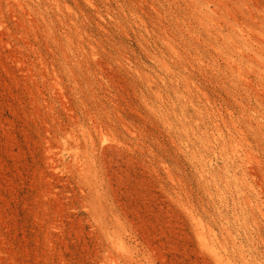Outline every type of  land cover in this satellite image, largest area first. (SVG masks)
<instances>
[{
	"label": "rangeland",
	"instance_id": "1",
	"mask_svg": "<svg viewBox=\"0 0 264 264\" xmlns=\"http://www.w3.org/2000/svg\"><path fill=\"white\" fill-rule=\"evenodd\" d=\"M60 1L76 17L70 43L66 19L47 0L22 8L0 0V264H216L188 210L219 242L228 227L264 264V220L237 224L219 205L243 189L220 178L234 166L221 139H197L211 127L206 97L230 110L256 155L246 165L248 194L264 201V0H227L230 14L217 10L210 21L261 34L243 47L250 83L224 79L230 72L181 0ZM162 33L184 58L206 64L160 66L155 57L176 60ZM201 167L216 170L223 196Z\"/></svg>",
	"mask_w": 264,
	"mask_h": 264
},
{
	"label": "bare ground",
	"instance_id": "2",
	"mask_svg": "<svg viewBox=\"0 0 264 264\" xmlns=\"http://www.w3.org/2000/svg\"><path fill=\"white\" fill-rule=\"evenodd\" d=\"M8 1H12L19 8H22L24 6V2H26V0H8ZM83 1H85L89 4H93L92 0H83ZM175 1H177V0H175ZM181 1L184 2V4H185L184 6H186V8H187V9H185L186 12L184 14H192L194 16L196 22H199V24H201L203 26V29L206 32L205 34H207V36H208V44H209L208 46L214 51V53L216 54V57L218 56L223 60L224 65H225L224 67H226V69L230 72V76H227L224 79L234 81V82L235 81H243L245 83H250L251 79H250V76L248 75V73L246 72V70H251L252 65L250 63L246 64L244 62V60H245L244 59V52L245 51L243 50V47H245L244 45L249 46L248 42H252L251 44H254L255 40L252 41L253 37H251L253 32L255 34H259V35H261V34L255 30H253V29L251 30V28H248V26H246V28H245V27H242V25H237L236 20H235V23L234 22L231 23V22H228L226 20V22H228L226 29L223 28L222 26L220 27V25H218V23L213 24V23H215V21L213 20V17H215L217 10H219L221 12L223 11V13H225V14L226 13L230 14L231 11H230L229 7L231 5L228 6L227 0H181ZM47 2L50 6H52V8L56 12V14L59 15V17L63 16V18L66 19V23H64L62 26V29H63L62 34L65 35L66 39H68V41L70 43L71 42V34L70 33L72 32V29L76 26V21H75L76 17H75V14L73 12L72 6L69 5L68 3H64L60 0H47ZM211 3L215 4V6L218 9L213 7L214 9L211 10L210 5H209ZM232 13H231V15H233ZM39 14H41V12ZM225 14H223V15H225ZM241 15H242V13H241ZM100 19H102V17ZM133 19L137 25L142 26V28H146V26L144 25V20L136 12H134V14H133ZM218 19H219V17H218ZM212 20H213V23H211ZM222 20L224 23L225 20L224 19H222ZM219 22H220V20H219ZM183 23H186V20ZM184 26H185V24H184ZM167 32H168V30H167ZM167 32H165V33H167ZM165 33H162V36L160 37L162 47H164V49H166L170 53V55L175 57L176 60L166 59L163 56H161V57H155L154 61L156 63L160 64V66L163 65L166 67H168L169 65H172L173 63H177V62H179L181 65H184L185 67H186V65H190L191 63L198 64L199 66H202L204 63L206 64V61L203 59L204 57L202 58L200 56H197L192 60V62H191V60L189 61L188 59L184 58L181 51H179L180 48L176 45L175 41L168 36L169 35L168 33H167L168 35H166ZM187 35H189V34H187ZM191 35H193V39H194L195 37H194L193 32L191 33ZM196 37H198V36H196ZM85 39H86V37H85ZM255 43L259 44L258 42H255ZM67 44L68 43H66V45ZM81 47H83V46H81ZM259 55H260V53H259ZM254 59L256 60L255 57H254ZM257 59H259V58H257ZM208 64H207V66H208ZM168 70H169V68H168ZM165 75H167V74H165ZM168 80H170V79H168ZM169 82H171V80ZM188 87L186 86L185 88L188 89ZM205 99H206V103H207L205 106V113L210 118L211 127L210 128H209V126L204 127V129H205L204 134H199L197 136V139L201 140L202 138H200V137H203V135L204 136L206 135L205 138L213 137L212 139H214L215 137H218L221 139V142H218L219 139L218 140H217V138L215 139L216 145H218V146L220 145L223 153H225L227 155L226 161L228 163L232 162L234 164V166L232 167V169L230 171L227 170L228 167L226 166V164L223 166V168L225 170L224 176L223 177L220 176V178L226 179L224 182V184H225L224 187L226 188V186L229 185L227 179L230 177L231 178L233 177L234 179H237L239 181L242 180V187H243L242 190H238L235 193H233L230 199H228L227 197H222L219 200L220 201L219 205L221 206L222 209L225 208L226 211H228L227 214L229 212H232V215L234 216V221L237 224L240 223L241 218L243 219V221L248 220L247 218H249V217H250V219H252V221H257V218H261L262 220H264V201L260 202L257 199H252L249 196L248 191H247L250 188H253L247 180L248 174H247V170H246L247 164H250V163H253L256 161V155H255V152L253 150V147H252L249 139L245 138V136L242 134L243 133V132H241L242 130L241 131L239 130V128L236 124V120L233 118L230 110L227 109V111L224 112L221 109L216 108L215 106H211L209 99L207 97ZM189 103H190V101H189ZM197 111L199 113L202 110L200 108H198ZM189 114H191V113H189ZM223 127H225L227 131H231L232 129H234L237 132L238 139H237V137H236V140L232 139V141L234 142L233 144L229 142L230 140L228 141L229 143L227 141H225V134L223 132ZM230 136L233 137V135H230ZM210 143H212V142H210ZM74 158L76 161L80 162L78 153H75ZM82 166L84 167L85 164L84 165L82 164ZM85 169H87V168H85ZM199 172L201 174V177L205 178L206 182L209 185L211 184L210 182L214 183L213 188H215L216 193L222 195L218 181H217L216 177L214 176L216 170L212 169V168L210 170H206V169H204V167H201V170ZM206 174L208 175V177ZM256 192L257 191H255V193ZM253 195H255V194H253ZM188 211H189V215H190L191 219L194 222V226L196 228V234H197V237L200 241V244L202 245L203 249H205L211 255L212 259L214 260V262L216 264H255V262L257 261V258L254 255V250L252 251V254H250V252L245 250V245H243V243L245 241L244 242H242L241 240H240L241 242L239 240L237 241V238H235L232 231L228 227H226L227 225L225 226L226 228L223 229V231L225 232L227 237H224L223 242H219L218 241V235H217L216 231L212 228L207 227L208 225L206 226L203 223V221L200 218H198L192 211H190V210H188ZM223 211L224 210L220 211V215H222ZM225 218H227V217H225ZM225 220H227V219H225ZM224 223L228 224V221H225ZM257 226H258V224H257ZM248 230H249V228L247 226H244V231H245L246 236L248 235L246 233ZM258 236H259V234H258ZM247 240H248V238H247ZM113 243L118 247V250H120V251L126 250L125 249L126 247L124 246V244L120 240L117 239Z\"/></svg>",
	"mask_w": 264,
	"mask_h": 264
}]
</instances>
